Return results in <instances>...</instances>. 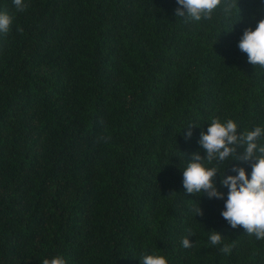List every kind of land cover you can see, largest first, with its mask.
Listing matches in <instances>:
<instances>
[{"label":"trees","instance_id":"1","mask_svg":"<svg viewBox=\"0 0 264 264\" xmlns=\"http://www.w3.org/2000/svg\"><path fill=\"white\" fill-rule=\"evenodd\" d=\"M24 3L0 0L13 17L0 33V264H142L153 252L168 264H264V240L221 216L219 173L223 199L182 185L212 118L238 133L264 127V69L238 48L264 0L198 23L175 16L176 0ZM251 163L225 161L221 175L235 166L250 178Z\"/></svg>","mask_w":264,"mask_h":264},{"label":"clouds","instance_id":"2","mask_svg":"<svg viewBox=\"0 0 264 264\" xmlns=\"http://www.w3.org/2000/svg\"><path fill=\"white\" fill-rule=\"evenodd\" d=\"M17 11H24L28 5L24 0H13ZM175 16L184 18L185 22L198 23L210 20L213 13L222 8L226 18L239 13L238 0H176ZM13 22L12 15L0 12V33L7 34ZM22 31V29H20ZM240 51L247 55L248 62L253 66L264 69V19H260L255 29L246 28L238 42ZM238 125L233 119L222 120L220 117L212 118L207 132H201L198 141L205 155L196 152L191 155L187 166L182 171V185L185 192L199 196L206 194L209 199H223L224 193L218 190L215 178L220 175V185L227 187V199L221 216L235 229L242 227L248 235L257 240H264V144L258 143L264 136V127L256 126L252 130L237 131ZM192 135L191 128L185 133L186 138ZM110 136L99 137L107 142ZM242 149L241 152H237ZM252 162L250 178L244 167H233L235 175H221L220 167L225 161ZM195 216L202 215L198 205L192 208ZM191 230L182 239V246L190 248L192 243L189 237ZM222 235L211 230L209 241L212 245L222 242ZM234 245L225 243L220 249L229 254ZM42 264H67L63 256L57 255L51 259H44ZM142 264H168L165 256L158 252L145 254Z\"/></svg>","mask_w":264,"mask_h":264}]
</instances>
